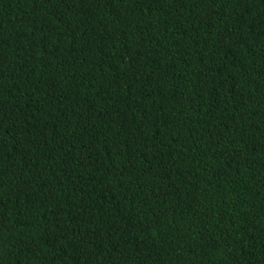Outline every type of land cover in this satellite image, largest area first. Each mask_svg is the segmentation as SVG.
Segmentation results:
<instances>
[{"label":"trees","instance_id":"1","mask_svg":"<svg viewBox=\"0 0 264 264\" xmlns=\"http://www.w3.org/2000/svg\"><path fill=\"white\" fill-rule=\"evenodd\" d=\"M0 264H264V0H0Z\"/></svg>","mask_w":264,"mask_h":264}]
</instances>
